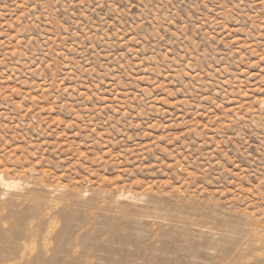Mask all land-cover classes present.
<instances>
[{
  "label": "rangeland",
  "instance_id": "rangeland-1",
  "mask_svg": "<svg viewBox=\"0 0 264 264\" xmlns=\"http://www.w3.org/2000/svg\"><path fill=\"white\" fill-rule=\"evenodd\" d=\"M0 174L43 261L264 264V0H0Z\"/></svg>",
  "mask_w": 264,
  "mask_h": 264
},
{
  "label": "bare ground",
  "instance_id": "bare-ground-1",
  "mask_svg": "<svg viewBox=\"0 0 264 264\" xmlns=\"http://www.w3.org/2000/svg\"><path fill=\"white\" fill-rule=\"evenodd\" d=\"M0 187H2V189L4 190L3 193L0 194V197H5L7 195L6 192L11 191V190L14 191L15 189H20L22 187V184L19 181L17 182L16 180L6 179L2 174H0ZM51 191L53 193H58L60 191V189L59 190L58 189H55V190L52 189ZM86 195H87V193H86ZM81 198L84 199L85 196H83ZM46 200H47L49 206H52L53 204H57V201L55 199H46ZM138 201L141 202V200H138ZM74 209H77V207ZM115 209H117V208H115ZM21 216H23V215H21ZM45 216L46 215H44V217ZM19 217L20 216H18V218ZM9 220H11V219H9ZM2 221L4 222L5 220L2 219ZM45 223H41V226L39 227V229L41 231L40 230H32V229H17V230L15 229L16 232L14 234H9V231L0 222V252L6 253V254H11V255L20 254L21 256H32L33 259L27 260L25 264H70L66 260L65 261L58 260V256H60V255L74 256V255H76L78 250H79L80 242H82L87 237H85V235H82L81 232L76 230L75 228L69 229L71 231H74V233H71L68 236H66L67 233L57 235V232H56L55 233L56 246L52 249V252H53L52 255H53L54 259H51L50 261H46V260L43 261L41 259L42 256L44 254L48 253V246H47V242H49L48 236L50 235V232H53L51 230L50 231L48 230ZM96 229H95V231H96ZM261 239H262L261 244L264 245V237H262ZM4 257H5V255H4ZM72 264H74V263H72Z\"/></svg>",
  "mask_w": 264,
  "mask_h": 264
}]
</instances>
